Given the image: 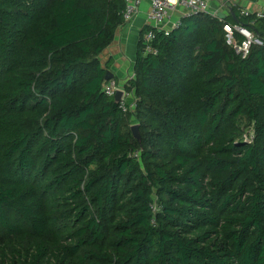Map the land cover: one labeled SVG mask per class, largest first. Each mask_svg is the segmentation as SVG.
Instances as JSON below:
<instances>
[{"label":"trees","instance_id":"16d2710c","mask_svg":"<svg viewBox=\"0 0 264 264\" xmlns=\"http://www.w3.org/2000/svg\"><path fill=\"white\" fill-rule=\"evenodd\" d=\"M123 10L0 0V264H264L262 23L245 58L235 7L183 16L156 54L145 29L124 113L100 62Z\"/></svg>","mask_w":264,"mask_h":264},{"label":"built area","instance_id":"2783aa9c","mask_svg":"<svg viewBox=\"0 0 264 264\" xmlns=\"http://www.w3.org/2000/svg\"><path fill=\"white\" fill-rule=\"evenodd\" d=\"M141 1L142 0H124V10L122 12L124 23H128L133 19L138 11V6ZM222 1L227 4L230 9L235 7L239 16L248 18L247 27L240 24L223 25L226 43L235 51L237 55H239L241 58H245L248 56L252 44L259 45L262 43L255 35L252 27H254L257 22H261V30L264 31V12L252 13L245 8H239L236 6L235 0ZM149 2L150 9L147 14L148 26L141 38V49L145 55L156 54L155 48L152 45V41L155 39L158 32L164 36H168L170 32L179 25L180 19L173 23L170 22L168 10L171 6H178L184 13L183 16H194L203 13H208L214 17L219 16L214 12L211 13L207 0H149ZM238 37H241L242 40L239 41ZM133 76L134 75L128 79L133 78ZM125 82L123 84H117L114 80H110L103 86V92L108 97H114L116 90H122L123 94L119 102V108L124 113L131 111L134 105L131 104L129 107H127L125 104L126 100L131 98V94H128L124 90Z\"/></svg>","mask_w":264,"mask_h":264},{"label":"crops","instance_id":"0c3cea01","mask_svg":"<svg viewBox=\"0 0 264 264\" xmlns=\"http://www.w3.org/2000/svg\"><path fill=\"white\" fill-rule=\"evenodd\" d=\"M211 13L226 16L230 7L222 0H207ZM237 7L249 12H264V0H235ZM150 9L149 0H142L133 19L121 25L115 33L113 42L100 55L101 64L113 74V80L123 84L133 75L136 52L139 47L141 33L147 28V14ZM183 12L178 6L168 10L170 22L183 18Z\"/></svg>","mask_w":264,"mask_h":264},{"label":"water","instance_id":"95a60500","mask_svg":"<svg viewBox=\"0 0 264 264\" xmlns=\"http://www.w3.org/2000/svg\"><path fill=\"white\" fill-rule=\"evenodd\" d=\"M220 16H223V15H219V17ZM112 78H113V74L110 71H106V74H105V77H104V81L107 82L109 80H112ZM122 94H123L122 90H116L115 95L113 97V100H114L115 104H119V102H120V100L122 98ZM130 129H131V133H132L133 138L136 139L137 141H140V135H139V131H138V129H139L138 124H133L130 127Z\"/></svg>","mask_w":264,"mask_h":264},{"label":"rangeland","instance_id":"374dc122","mask_svg":"<svg viewBox=\"0 0 264 264\" xmlns=\"http://www.w3.org/2000/svg\"><path fill=\"white\" fill-rule=\"evenodd\" d=\"M112 80H113V79H112ZM109 81H110V80H109ZM244 132H245V135H246V136H249V135L251 136V135H252V134H251V127H246Z\"/></svg>","mask_w":264,"mask_h":264}]
</instances>
